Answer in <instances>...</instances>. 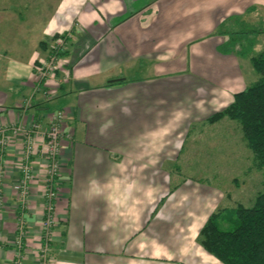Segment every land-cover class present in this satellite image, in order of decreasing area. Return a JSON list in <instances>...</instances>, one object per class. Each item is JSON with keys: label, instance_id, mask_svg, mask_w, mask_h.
I'll list each match as a JSON object with an SVG mask.
<instances>
[{"label": "crops", "instance_id": "crops-1", "mask_svg": "<svg viewBox=\"0 0 264 264\" xmlns=\"http://www.w3.org/2000/svg\"><path fill=\"white\" fill-rule=\"evenodd\" d=\"M255 17L264 21V0H0V126L62 109L72 132L57 182L56 264H223L199 231L228 195L186 170L233 158L239 125L207 118L249 85L251 55L238 48ZM64 31L71 74L44 94L35 66ZM18 139L5 154L10 173ZM11 193L4 181L2 198ZM2 208L0 264H11L19 213ZM23 215L33 264L42 211Z\"/></svg>", "mask_w": 264, "mask_h": 264}, {"label": "built area", "instance_id": "built-area-1", "mask_svg": "<svg viewBox=\"0 0 264 264\" xmlns=\"http://www.w3.org/2000/svg\"><path fill=\"white\" fill-rule=\"evenodd\" d=\"M59 50L50 53L35 66V90L50 93L47 86L50 81L61 84L68 80L71 71L69 61L63 53L66 38L57 40ZM59 74V75H58ZM22 141L21 157L19 159L18 194L24 198L28 193V183L33 177L34 162L38 163L42 177V215L40 218L39 244L35 248L33 264H56L52 253L51 241L56 224L55 201L58 197V179L62 165L61 151L64 139H72L69 129V118L64 110L50 112L44 123L29 120L0 126V202L2 199L1 177L4 173V162L7 148L12 139ZM17 205L20 214L17 215L16 237L12 242L13 256L11 264H24L26 256V223L23 218L24 208Z\"/></svg>", "mask_w": 264, "mask_h": 264}, {"label": "trees", "instance_id": "trees-1", "mask_svg": "<svg viewBox=\"0 0 264 264\" xmlns=\"http://www.w3.org/2000/svg\"><path fill=\"white\" fill-rule=\"evenodd\" d=\"M250 62L258 78L207 121H237L254 165L264 171V51L251 56ZM199 242L223 264H264V185L251 206L237 204L211 213L199 231Z\"/></svg>", "mask_w": 264, "mask_h": 264}, {"label": "rangeland", "instance_id": "rangeland-1", "mask_svg": "<svg viewBox=\"0 0 264 264\" xmlns=\"http://www.w3.org/2000/svg\"><path fill=\"white\" fill-rule=\"evenodd\" d=\"M32 10L34 11V9H31L30 13H33ZM39 9H35V11H38ZM39 12V11H38ZM253 13H255V11H253ZM262 12L259 11L258 16L260 14V17H262ZM253 15V14H252ZM255 19H257L255 17ZM262 19V18H261ZM261 19L252 21L253 23H251L249 26V29H251L249 32L245 30V35L246 38L243 41V44L241 46H239V50H241L243 53H245V55H257L260 52L264 51V31H259V32H253L252 29L255 28H261L262 26L264 27V21H262ZM32 25V24H31ZM39 24H35V26L32 25V27H30L29 29L34 30L33 27H37ZM43 25V23H42ZM244 34V33H243ZM61 38H66V42L65 45L63 46L64 48V54H66L68 48H69V41L71 39V34L70 31H64V32H60L57 34H54L52 36V43L50 45V47L48 48V53H50L51 50L57 51L60 48V45L56 46L57 44V40L61 39ZM249 38V39H247ZM251 38V39H250ZM252 39L254 40L252 42ZM250 42V44H249ZM248 64V68H250V70H246L245 68H243L242 73H244V77L246 79V82H248L249 84H251L252 82H254L257 78H258V74L254 71V69L252 68L251 63H249L247 61ZM236 89H238L237 91L241 90V87H237ZM237 125L239 124L237 121H234ZM240 132V131H239ZM239 134V133H238ZM240 135H238V137H233L234 140V147L232 148L234 149V154H233V158L226 160V162L223 163H216V166H212V167H203L201 168V170H195L194 171H190V170H186L187 173H193V175L195 176H199L202 177L204 179H208L211 183H214L215 185H218L219 187H223L225 189V194L228 195V199L226 201V206L228 208H233L235 207L237 204H242L243 206H251L255 195L261 191L263 189V185H264V171L260 168H257L254 165V160H253V153L252 151L247 147V145L245 144V142L242 139V133L240 132ZM228 139H232V133L231 134H227ZM226 136L225 135V131H219L218 133H216L215 137L216 139H222V137ZM13 140V139H12ZM12 142V141H11ZM11 142L9 144V146L11 145ZM18 144L20 145V156L19 159L21 157V147H22V141L20 139H18ZM230 146V144H229ZM203 153V152H202ZM205 155H211L213 154L211 150L208 151H204ZM12 167L15 166V172L13 173L16 176H13L12 173H10L9 171V164L4 162V173L3 176L1 177V182L4 185V181L6 183V186H11L12 187V193L13 194V199H8L5 198L1 199L0 202V207L3 208L2 209H9V211L13 214V210L17 208V205L20 203L22 204L21 206L24 208V211H33V207L34 210H40L42 211V177H41V173L40 170L39 171H35L33 170V177L31 182L28 183V193L26 194V196L24 198H22V196H19L18 194V174L17 172L19 171V168L17 165V163L11 165ZM6 176V177H5ZM14 177V178H13ZM12 179V182L9 180ZM2 185V186H3ZM40 190L39 191V196L33 198V194L36 193V189ZM6 195V194H5ZM7 201L11 204L9 205V203H7ZM8 204V206H7ZM15 213V212H14ZM23 218L25 220V217L23 215ZM16 221H17V216H16ZM26 223V220H25ZM224 225L226 226V224L224 223Z\"/></svg>", "mask_w": 264, "mask_h": 264}]
</instances>
